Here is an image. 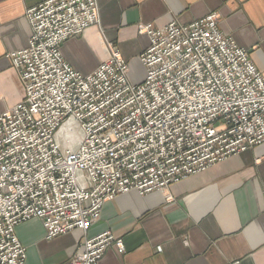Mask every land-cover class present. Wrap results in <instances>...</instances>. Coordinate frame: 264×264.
<instances>
[{
    "label": "built area",
    "instance_id": "built-area-1",
    "mask_svg": "<svg viewBox=\"0 0 264 264\" xmlns=\"http://www.w3.org/2000/svg\"><path fill=\"white\" fill-rule=\"evenodd\" d=\"M25 17L28 46L7 56L24 98L0 114V264H25L21 224L40 220L46 240L86 233L117 196L165 193L264 143L263 78L217 12L138 24L149 38L139 85L111 45L86 76L63 60L62 43L98 24L96 0H44ZM112 245L122 249L109 231L88 238L68 264H99Z\"/></svg>",
    "mask_w": 264,
    "mask_h": 264
},
{
    "label": "crops",
    "instance_id": "crops-1",
    "mask_svg": "<svg viewBox=\"0 0 264 264\" xmlns=\"http://www.w3.org/2000/svg\"><path fill=\"white\" fill-rule=\"evenodd\" d=\"M44 0H0V114L19 104L24 89L9 54L28 46L26 10ZM97 25L60 46L77 73L92 74L110 58L111 45L129 67L133 85L139 56L149 46L138 24L187 25L211 12L218 29L248 58L264 81V0H96ZM133 78V80H132ZM171 198L167 202L166 197ZM109 231L110 246L99 264H264V143L170 186L140 195L132 190L106 203L86 233L74 230L46 240L42 222L16 228L25 264H67L84 241Z\"/></svg>",
    "mask_w": 264,
    "mask_h": 264
},
{
    "label": "rangeland",
    "instance_id": "rangeland-1",
    "mask_svg": "<svg viewBox=\"0 0 264 264\" xmlns=\"http://www.w3.org/2000/svg\"><path fill=\"white\" fill-rule=\"evenodd\" d=\"M145 73V69L144 68H142V67H137L136 69H135V72H134V79H136L137 77H142L143 76V74ZM133 78H132V80H133ZM68 264V263H67Z\"/></svg>",
    "mask_w": 264,
    "mask_h": 264
},
{
    "label": "bare ground",
    "instance_id": "bare-ground-1",
    "mask_svg": "<svg viewBox=\"0 0 264 264\" xmlns=\"http://www.w3.org/2000/svg\"><path fill=\"white\" fill-rule=\"evenodd\" d=\"M72 144H73V143H72V142H70L69 146H72Z\"/></svg>",
    "mask_w": 264,
    "mask_h": 264
}]
</instances>
